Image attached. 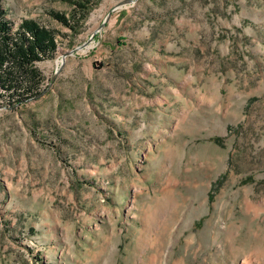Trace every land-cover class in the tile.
Wrapping results in <instances>:
<instances>
[{
	"label": "rangeland",
	"instance_id": "rangeland-1",
	"mask_svg": "<svg viewBox=\"0 0 264 264\" xmlns=\"http://www.w3.org/2000/svg\"><path fill=\"white\" fill-rule=\"evenodd\" d=\"M83 2L1 0L58 36L0 100V264H264V0Z\"/></svg>",
	"mask_w": 264,
	"mask_h": 264
},
{
	"label": "trees",
	"instance_id": "trees-1",
	"mask_svg": "<svg viewBox=\"0 0 264 264\" xmlns=\"http://www.w3.org/2000/svg\"><path fill=\"white\" fill-rule=\"evenodd\" d=\"M69 1L73 6L85 8L83 0ZM85 10V9H84ZM70 17L53 10L48 15L62 26L74 31L75 9ZM80 19L86 17L82 10ZM6 11L0 0V100L7 104H23L36 96L43 83L38 62L52 58L57 49L58 31L35 19H22L15 30L3 20Z\"/></svg>",
	"mask_w": 264,
	"mask_h": 264
},
{
	"label": "water",
	"instance_id": "water-1",
	"mask_svg": "<svg viewBox=\"0 0 264 264\" xmlns=\"http://www.w3.org/2000/svg\"><path fill=\"white\" fill-rule=\"evenodd\" d=\"M125 2H131V0H125ZM122 4H123V2H122ZM120 5H121V4H118V5L115 6L114 8H117V7H119ZM109 16H110V12L107 14V16H106L104 22L102 23V25H104L105 21L108 19Z\"/></svg>",
	"mask_w": 264,
	"mask_h": 264
},
{
	"label": "bare ground",
	"instance_id": "bare-ground-1",
	"mask_svg": "<svg viewBox=\"0 0 264 264\" xmlns=\"http://www.w3.org/2000/svg\"><path fill=\"white\" fill-rule=\"evenodd\" d=\"M94 23H95V26H94L93 30L96 29V27L98 26V24L96 22H94ZM63 61H64V59L58 60L57 65L61 64Z\"/></svg>",
	"mask_w": 264,
	"mask_h": 264
}]
</instances>
